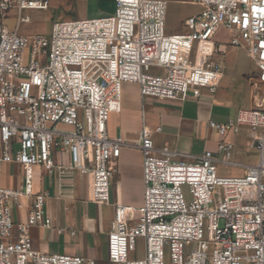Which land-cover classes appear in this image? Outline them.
I'll return each instance as SVG.
<instances>
[{
    "label": "built area",
    "instance_id": "2783aa9c",
    "mask_svg": "<svg viewBox=\"0 0 264 264\" xmlns=\"http://www.w3.org/2000/svg\"><path fill=\"white\" fill-rule=\"evenodd\" d=\"M115 3L110 16L56 22L47 36L19 28L30 23L25 12L47 11L50 0H0V264H96L35 248L31 228L51 229L53 220L51 194L34 191L33 169L45 168L61 194L75 193V173L88 176L93 202L107 205L123 147L143 154L144 199L139 207L116 206L111 264H264L263 94L227 124H209L222 137L249 128L258 160L242 176L219 174L220 164L235 165L234 144L225 139L218 154L193 161L158 146L162 128L146 125L144 106L136 143L108 129L124 83L137 84L142 100L215 93L223 70L214 56L229 46L243 48L264 86V0H194L200 10L180 33H167L170 0ZM10 12L17 14L14 30L4 22ZM221 29L233 32L229 44L214 42ZM11 163L24 169L22 188L4 185ZM24 200L29 212L17 222L13 207Z\"/></svg>",
    "mask_w": 264,
    "mask_h": 264
},
{
    "label": "crops",
    "instance_id": "0c3cea01",
    "mask_svg": "<svg viewBox=\"0 0 264 264\" xmlns=\"http://www.w3.org/2000/svg\"><path fill=\"white\" fill-rule=\"evenodd\" d=\"M171 2V0H170ZM194 0H181L183 6L182 18L196 14L200 8L193 4ZM52 0H50V6ZM60 4H68L81 9L84 15L81 19L107 17L116 10L115 0H62ZM25 14V13H24ZM28 15V14H26ZM30 16V15H29ZM6 21V19H5ZM4 21V22H5ZM19 31L28 34L25 29ZM221 29L214 42L227 43L218 39ZM232 33L233 32H229ZM35 35V34H33ZM239 47L229 46L225 55L215 54L214 60L222 66V74L215 93L202 90V96L196 99L190 96L185 101L158 100L145 98L142 100L139 87L134 83H126L137 89L135 115L127 112L123 106V99L111 113L108 129L112 137L121 135L126 141L136 143L142 128V109L145 110L146 125L151 130L162 128V132L155 134L158 146L168 145L180 153L183 159L193 161L206 152L218 154L219 142L225 139L234 144L233 160L235 165L225 167L219 165L221 176H242L249 166L258 160L257 150L250 136V130L242 127L237 134L229 133L222 137L210 127V122L227 124L236 117L241 109H252L259 105L262 97L261 88L256 84L258 71L254 65L247 73L242 68L240 59L248 56L246 52L236 50ZM237 51V52H236ZM230 59L232 73H226L225 61ZM250 59V58H249ZM264 87V86H261ZM123 94V92H122ZM13 171L15 175L6 177V173ZM21 174V177L19 175ZM46 169L37 166L33 169L34 191H47L51 194L48 209L53 220V228L33 227L30 236L36 249L51 254H68L92 259L96 264H103L106 257L108 264V232L111 221L115 216L116 206L139 207L144 199L143 154L135 147H123L121 156L116 163V173L112 180L111 198L107 205H97L92 200V182L88 176L75 173V193L61 194L53 178L48 188L43 175ZM4 185L9 189L22 188L25 185V172L17 163L4 167ZM49 187H52L49 188ZM137 193L138 199L134 198ZM90 205H97L104 214H91ZM29 212V203L24 200L22 208L13 207L15 220L25 221ZM62 229L61 234L58 230ZM72 232L74 234L72 235Z\"/></svg>",
    "mask_w": 264,
    "mask_h": 264
},
{
    "label": "rangeland",
    "instance_id": "374dc122",
    "mask_svg": "<svg viewBox=\"0 0 264 264\" xmlns=\"http://www.w3.org/2000/svg\"><path fill=\"white\" fill-rule=\"evenodd\" d=\"M62 0H52V4L47 11H31V12H25L24 15L28 14L31 17L30 23L23 24L22 30L25 29L28 34H44L47 36H51L52 30L54 27V24L56 22H61L65 20H71V19H81L83 17V11L81 9L76 8L75 6H69L68 4H60ZM181 0H171L169 4V10H168V22H167V33H180L183 32V22L184 19L182 18L183 14V6L180 3ZM17 14L16 12H10L6 16L5 24L10 30H14L17 26ZM234 35V34H233ZM218 39L220 41H225L228 44L230 43L232 39V33L229 32H221L219 34ZM236 50L243 52V48H237ZM237 52V51H236ZM245 52V51H244ZM230 59H227L225 61L226 66V73L230 74L232 73V63L230 62ZM240 62L242 64V68L246 69L245 78L248 77L247 71L252 67H254V63L251 59L247 58L246 56L242 57L240 59ZM251 68V69H252ZM252 71H254L252 69ZM254 79H256V76H252ZM126 84V83H124ZM122 87L123 92V106L126 108L127 112L130 113L132 116L135 115L136 107L135 103L137 100V89L130 85H124ZM261 88V92L264 95V87L259 86ZM15 175L13 171H10L6 173V177H11ZM21 177V174L19 175ZM44 182L47 185L46 188H48L49 183H51L50 180L51 177L47 174L43 175ZM52 189V187H49ZM136 193V192H135ZM135 199H138L137 193L134 195ZM89 211L91 214H98L99 212H102L104 214V210H101L99 206L97 205H90L88 206ZM225 222L223 220L220 221V227H224ZM46 254H51L49 252H45ZM64 254V253H63ZM139 255H142V252H140ZM107 259L106 257L103 258V264L106 263Z\"/></svg>",
    "mask_w": 264,
    "mask_h": 264
}]
</instances>
